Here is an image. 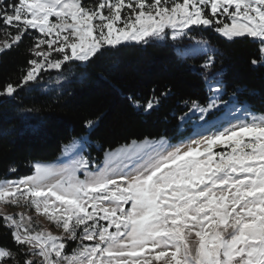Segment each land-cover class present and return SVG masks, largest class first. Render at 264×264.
Segmentation results:
<instances>
[{
	"label": "snow or ice",
	"instance_id": "1",
	"mask_svg": "<svg viewBox=\"0 0 264 264\" xmlns=\"http://www.w3.org/2000/svg\"><path fill=\"white\" fill-rule=\"evenodd\" d=\"M0 23V54L36 33L19 82L0 86V97L130 43L185 38L194 44L177 54L203 52L207 93L204 103L183 101L188 111L177 119L191 132L175 144L163 136L132 140L105 149L97 163L83 155L84 135L73 138L80 152L71 164L36 162L31 174L0 181V205L34 209L61 230H37L27 212L0 207L16 245L0 246V264H264V111L227 91L213 72L223 53L191 35L251 39L259 47L250 63L264 65V0H0ZM169 91L150 98L145 111Z\"/></svg>",
	"mask_w": 264,
	"mask_h": 264
},
{
	"label": "trees",
	"instance_id": "2",
	"mask_svg": "<svg viewBox=\"0 0 264 264\" xmlns=\"http://www.w3.org/2000/svg\"><path fill=\"white\" fill-rule=\"evenodd\" d=\"M3 29L0 23V40L5 38ZM35 34L30 31L18 47L0 54V86L19 82L21 70L31 58L27 48ZM191 35L209 41L223 53H217L214 69L224 71L227 91H236L240 101H247L257 112L264 111V65L250 63L256 58L258 44L251 39L230 43L211 30ZM175 50L170 42L127 44L86 67H74L73 77L60 91L25 88L15 98L0 97V181L31 174L36 162H55L64 146L84 135L90 141L84 155L99 163L105 149H116L132 140L163 136L176 141L188 134L180 131L177 117L188 111L183 101L206 100L199 67L204 57L182 58ZM166 89L170 91L160 98L158 106L145 111L147 101L160 97ZM28 108L35 110L22 111ZM86 120L96 121L91 130L85 129ZM12 167L15 172L9 171ZM0 246L16 250L2 218Z\"/></svg>",
	"mask_w": 264,
	"mask_h": 264
},
{
	"label": "rangeland",
	"instance_id": "3",
	"mask_svg": "<svg viewBox=\"0 0 264 264\" xmlns=\"http://www.w3.org/2000/svg\"><path fill=\"white\" fill-rule=\"evenodd\" d=\"M86 2L87 3H94V2H97V0H87ZM199 34H201V33H199ZM157 42H160V43L170 42V44L176 49L175 51L177 53L180 50H186V49L190 50L191 46L194 44V42L192 40H190L189 38H185L183 40H178V41H172L171 39H167L165 41H157ZM130 44H134V43H130ZM180 56L182 58H186V57H190V56L204 57L203 52H199V53H195V54H186V55L182 52L180 54ZM67 69L68 70H66L65 73L63 71H62V73L57 72V70H50L49 72L44 73L43 74L44 75V82L41 83L39 86L33 87L32 89H38L41 92L62 90L63 88H65V86L71 80L69 78L73 77L74 68H72L71 70H69V68H67ZM213 72H219V73H221V76H223V73H224V71L221 69H219V70L213 69ZM57 81H59V82H57ZM179 129L181 132H189V133L191 132V127L185 126L181 122H180ZM187 136L188 135L180 136L176 141H172L171 139H168V140L171 143L175 144V143L179 142L181 139L187 138ZM86 147H87V145H86ZM219 150H221V146H217L216 148H214V151H219ZM79 152H80L79 147H77L75 145V143H72L70 146H68L67 152L63 151L62 155H60V157L57 160H55V162L53 161V162H50L47 164H52L55 166H67L73 162V159L75 158L76 154ZM83 155H84V152H83ZM78 174L81 176V178H83L82 172L78 173ZM0 207H2L4 209V211H6L7 213H17V212H21V211L27 212V214L33 218V220H32L33 227H35L37 230H39L40 228H44L46 230L52 231L54 234H57V235L61 231L60 229L56 228L55 225L52 224L45 216L36 214L34 209L18 208V207L12 206V205H0ZM74 247H76V244L70 243L67 251L70 253L71 249Z\"/></svg>",
	"mask_w": 264,
	"mask_h": 264
}]
</instances>
